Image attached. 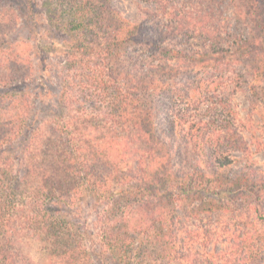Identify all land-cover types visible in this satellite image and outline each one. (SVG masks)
Returning a JSON list of instances; mask_svg holds the SVG:
<instances>
[{
    "label": "trees",
    "instance_id": "1",
    "mask_svg": "<svg viewBox=\"0 0 264 264\" xmlns=\"http://www.w3.org/2000/svg\"><path fill=\"white\" fill-rule=\"evenodd\" d=\"M157 3L148 23L112 0H43L47 24L66 35L44 108L49 91L17 86L21 61L0 56V264H264V170L235 165L249 147L232 107L188 112L179 79L213 68L208 87L240 74L264 97V0ZM176 35L203 40L183 53L167 39ZM179 205L225 213L229 247L208 250L209 227L179 228Z\"/></svg>",
    "mask_w": 264,
    "mask_h": 264
},
{
    "label": "rangeland",
    "instance_id": "2",
    "mask_svg": "<svg viewBox=\"0 0 264 264\" xmlns=\"http://www.w3.org/2000/svg\"><path fill=\"white\" fill-rule=\"evenodd\" d=\"M179 1L185 4L189 3L190 0ZM42 3L43 0H0V56L2 54L5 56L11 55L21 61L16 70L17 74L20 75V78L17 79V86L27 87L31 91L37 92L40 91V88L36 87L41 83L45 93L49 91V94L42 98V104L39 102L44 108L46 104L53 101L59 89L55 72L63 56L64 46L61 43L66 35L47 24L42 11ZM112 5L126 17L135 20L146 18L148 23L154 20V14L151 17L149 14L159 9L157 0H112ZM148 17L151 18L150 21ZM160 17L162 16L160 15ZM163 19L166 18L163 17ZM157 21L158 19L155 20V22ZM167 39L174 44H178L183 53L189 51L191 46L202 43L203 40L199 37H189L188 41L187 37L181 35ZM8 43L16 45L7 48ZM31 61L37 63L39 69H30ZM216 74L215 69L210 68L208 73L195 69L179 76V79L183 80V89L186 85L190 87L188 90L185 89L190 91L191 94L190 107L187 111L194 114L196 112L208 119L214 115V111H211L209 107H214L218 100L227 102L233 109V116L227 118L231 123L234 121L231 125L242 130L243 138L249 147L247 152L242 150L233 152L238 157L235 165L242 167L249 163L264 170V97H261L258 92H254V87L257 89L259 83L254 81V85L251 78H249V84L247 85V83H244L243 78H240V74H236L234 76L236 82L227 85L225 90H220L215 85L208 87L206 84L208 81L213 80ZM29 76L37 78L35 80L29 78L25 81V77ZM163 110L157 124L160 135H163V130L166 127L162 121L166 109ZM221 118L219 116L215 117V119ZM222 122L223 120L218 123ZM179 145L178 142V148ZM82 207L81 216L83 215L84 218L86 217L89 221H92V210L86 204H83ZM187 209L189 210V207ZM187 209L183 205L178 206L179 228L183 229L184 232L192 230L202 233L205 228L209 227L213 238L208 250L219 251L229 247L228 243L224 242L225 237L222 238L220 233L224 227V221L227 219L225 213L191 216ZM199 243H196L195 247H198ZM161 264L178 263L167 259L162 261Z\"/></svg>",
    "mask_w": 264,
    "mask_h": 264
}]
</instances>
